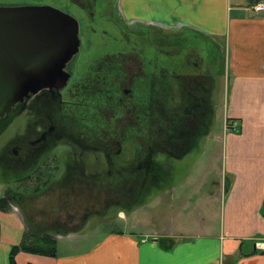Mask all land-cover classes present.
<instances>
[{
    "label": "crops",
    "instance_id": "0c3cea01",
    "mask_svg": "<svg viewBox=\"0 0 264 264\" xmlns=\"http://www.w3.org/2000/svg\"><path fill=\"white\" fill-rule=\"evenodd\" d=\"M257 1L114 0L120 24L147 48L182 64L180 70H158L164 111H196V138L175 146L176 159L155 153L159 162L183 160L208 140L222 141L223 171L213 182L218 191L213 196L222 201L220 228L214 230L200 214L199 223L177 236L167 223L138 235L133 228L109 231L91 248L80 249L90 217L80 224L62 220L54 213L63 209L52 200L35 201L22 212L6 201L8 209L0 210V264H10L12 248L25 238L41 235L55 240V256L20 251L15 264H264V13L250 10ZM219 118L217 136L211 130ZM161 163L163 188L168 175ZM170 191L151 189L147 196L154 192L167 204ZM69 247L73 251H65Z\"/></svg>",
    "mask_w": 264,
    "mask_h": 264
},
{
    "label": "rangeland",
    "instance_id": "374dc122",
    "mask_svg": "<svg viewBox=\"0 0 264 264\" xmlns=\"http://www.w3.org/2000/svg\"><path fill=\"white\" fill-rule=\"evenodd\" d=\"M18 1L21 3L32 2L30 0ZM9 4L10 2L7 0H0L1 6ZM115 11L117 12L116 8ZM115 11L113 10V16L115 15ZM115 18H109V20H111L110 22L108 21V23L111 27L98 28L96 31L97 33L93 31L86 33L84 29L81 30L80 36L84 46L81 45V51L72 59L75 68L74 70H70L72 76L65 91L55 93L47 88L42 89L39 93L29 96V99L23 105L16 106L12 114L0 121V199L8 201L9 204L13 206V210L20 209L21 211L27 208L31 203L24 201L23 207L18 206L16 203L12 202V194H21L26 198H30L34 194L41 193L48 188V192H54L56 195H54L55 198L50 199L52 200L50 202L56 203L54 206L58 207V209H61L60 206L66 207L62 211L60 210L61 212L59 210V212H55V216H58L62 220H65V217L69 216L71 222H75L76 224H80L81 217H85V208H88L90 210H88L90 219L83 230L82 238L84 240L82 239L83 242H81L82 245L80 249L91 248L104 237V233L109 231H130V229L133 228V233L138 235L139 232H142L141 230L149 232L152 228H157L167 223L168 224L165 226H167L168 230H170L173 235L177 236L183 228L192 227L195 221L196 224L199 223L201 220L200 214L206 216L211 222L214 230L217 231L220 228L222 219V201L219 196H216V198L213 196L215 192H218L213 182L221 177L223 171L222 141L215 142L213 140H208L205 147L201 145V149L199 147L196 148V152L194 153L192 151L190 155L186 156V159L173 160V157L166 162H160L163 166L165 165L163 170H166L165 173L168 175V178L164 179L163 188H160L159 184L156 189L158 191L165 188L171 190V194L169 195L171 200L167 203L168 206L165 202H161L157 199L158 197L155 198L153 196L154 192H152L149 196L145 194V198H136L135 202L132 204H128L127 202V207L115 206V208L112 202H114L116 194L113 195L114 191L110 190V188H113V183L107 184L103 188L96 187V182L98 181L99 183L100 181L97 174H106L108 169V164L103 159L102 153L96 149L81 151L83 154L81 166H83L85 176L81 174L77 176L73 172L71 173L65 169L67 164L66 160H70L71 152H69L68 142L63 138L61 140H54L57 147L55 152H53L57 160V171H52L51 175L38 174L35 172L41 164L34 161L35 157L32 154L34 151L30 149V147L26 155V158L30 157L31 159L29 160L30 164L24 168L20 166L21 164L16 158V154H13L16 153L22 141L28 143L35 138V134L41 131L40 125L42 122L48 119L47 115L51 117L53 123H58L57 130L65 131V128L59 126L61 125L59 122L76 120L77 118L73 116L78 113L75 111L80 110L82 105H87V109L82 110L88 113L89 119L92 117L95 123L99 122V125L104 126L98 140L96 139L89 143H93V148L101 147L104 143V147L110 149L112 152L119 148L122 152V158L118 159H120L121 162H130V157L124 156L127 150L125 148L127 142L124 140V137L128 136V131H126L128 125L126 123L130 120L132 121L133 117H129L131 109L129 110L128 104L131 101H129V98L123 91L125 89H131L130 78L134 77L139 68V63H137L136 60V58L138 59V55L135 59L127 58L126 60H119V62L122 63L119 68L115 65H108L107 69L101 71V76L99 75L101 67L99 61L101 58L108 56L110 59H113L115 55L118 56V52L128 54L130 50H132L131 47L130 50L125 47L111 48V42H107L115 38V36H118L116 32L118 31V26L114 20ZM82 20L84 23H89V21L97 23L98 19H88L83 16ZM86 24L87 23H85V25ZM103 33H105L104 36ZM122 36L126 39L128 38L127 34H122ZM91 40L93 43L105 42L104 45H106V47H101V44L99 46L93 44L91 48H89V46L87 48L86 44ZM141 42L145 44L144 40ZM130 45L134 47L133 43ZM136 50L139 51L138 48H136ZM144 52L143 49L142 53L139 55L142 56ZM114 61L118 62V58ZM162 64L163 66L164 64L167 67L169 66L166 62H162ZM117 70L120 71L118 72ZM100 79L101 81L103 80L105 89H115L118 91V96L124 98L123 102L124 104L126 103V105L120 108L121 116L118 119L116 118V112L113 106L109 104V102H106V100L94 101L93 104L91 101L86 102L83 100V96L87 95L86 92L94 90L90 85ZM83 84L84 86H82ZM79 85L82 86V88L77 90V88H80ZM134 94L136 102L139 104L142 103V101L146 103L149 95L146 93V86L143 82L141 85L138 84L134 87ZM170 96L177 97L176 94ZM161 97L158 96V103L165 104V100H162ZM171 102L172 100L169 97L168 104H171ZM160 109L161 107H159V111H162ZM131 111V113H133V110ZM154 114L156 115L157 112H154ZM180 114L181 113H174L173 116L178 117ZM78 116L80 115L78 114ZM156 121L157 120L154 118V122ZM78 125L79 124H77L76 127ZM155 125L156 123H154V127H156ZM220 127L221 118L213 124L211 130L213 134L219 136L221 131ZM78 130H81L80 125L78 126ZM124 131L126 134L123 133ZM153 131H155V128H153ZM94 136L97 135L95 134ZM101 138H103V140H101ZM153 140L155 141L156 138ZM130 147H128V149ZM138 148V153L132 154V156L135 155L134 158L131 159L134 167L142 162L140 159L144 157L143 155L145 154V147L138 146ZM135 152H137V150ZM155 153L158 154L159 151H155ZM127 155L129 156V154ZM157 157L158 156L155 154L152 156L154 161L157 159L159 162L158 159L160 158ZM161 157L165 156L163 155ZM136 158L138 161H136ZM78 179L81 181L84 180L85 182H77ZM106 180H108V177H105L104 181ZM138 180L141 181L142 179L138 178ZM123 184L125 185L124 188L128 185L126 183ZM140 184L139 182L137 183V185ZM141 185L144 186V183ZM56 189H59L61 193H56ZM72 190L75 192H71ZM66 192L68 193L64 194ZM210 195H212L211 198ZM48 198L50 197L45 199ZM105 198L106 206L103 211L101 208L102 205L100 204H102ZM148 198L150 199L148 200ZM96 202H98L99 205H96ZM97 210H99V212H97ZM25 213L27 215V211H25ZM46 213L49 212L46 211ZM99 213L100 215H98ZM26 218L28 220L30 219L28 216H26ZM70 218L67 219L69 220ZM40 230L41 232L46 231L43 229ZM73 249L74 248L69 247L66 248L65 251H73Z\"/></svg>",
    "mask_w": 264,
    "mask_h": 264
},
{
    "label": "flooded vegetation",
    "instance_id": "af4514ba",
    "mask_svg": "<svg viewBox=\"0 0 264 264\" xmlns=\"http://www.w3.org/2000/svg\"><path fill=\"white\" fill-rule=\"evenodd\" d=\"M10 2L9 5H4L0 7H6V8H14V7H42L47 6L54 9H57L65 14L70 15L73 17L77 23H78V38H79V50L78 53L75 55L77 56L79 52L81 51V45L82 44V38L80 36V32L82 29L86 31V33L94 32L97 33V29L101 27H107L111 25L108 23L110 22L109 18H115L116 14L113 16L114 13L113 10H115L114 0H30L32 2L27 3H21L18 0H7ZM23 1V0H22ZM12 2V3H11ZM113 3V4H112ZM113 9V10H112ZM107 13V14H106ZM83 16L89 18H96V22H85L87 23L85 25L84 21L82 20ZM107 17V18H106ZM118 26L117 34L118 36H115V38H112L108 40L107 42H111V48L116 47H125L130 50V47L132 50L128 54L118 52V56H114L113 59L118 58V62L114 61L112 58L110 59L108 56L103 57L100 59L99 63L101 64L99 75L101 71H104L107 69L108 65H115L119 68V66L122 64L119 62V60L123 59L126 60L127 58H136L138 57L137 63H139V68L137 73H135L134 77L130 78V84L131 89H125L123 92L124 94L129 98V104L128 108L130 110V116L133 117L132 121L130 120L126 124L128 131V136L124 137V140H126V152L124 156L130 157L129 161H120L118 158H122V152L118 148L114 150L113 152L104 147H96L93 148V143H89L90 141L98 140L99 135L103 131L104 126L99 125V122H94L93 118L89 119L88 113H85V110L87 109V105H82L80 107V110L75 111L78 114H75L77 119L76 120H66L65 122H59V125L61 128H65V131H59L57 130L58 123L52 121L51 117H48L47 120L42 122L41 131L39 133L35 134V138L32 141H29L28 143L21 142L18 150L16 151V158L20 162V166L23 168L28 166L30 164V157L26 158V155L28 153V149H32L34 152L32 153L35 157V162L37 161L40 165L36 169V173L38 174H49L51 175L52 171H57V160L56 156L53 152L56 150V144L54 143V140H61L62 138L68 142L67 145H69V149L71 152L70 160H66L67 164L65 169L69 172H73L77 176L79 174L85 176L83 172V166H81V162L83 160V154L81 151L84 150H91L96 149L99 152L102 153L103 159L108 164V169L106 174H97L98 179L100 180L96 182V187H105L107 184L113 183V188L110 190H113V195L116 194L114 198V202H112V205L114 207L124 206L127 207L126 203L132 204L135 202L136 198H143L145 194H149L151 192V189H156V187L159 186L161 183L160 180V170H159V163L157 160L154 161L152 156L155 154V151H159L161 154H169L170 156H173L176 158L177 154L175 149V146L181 145L183 141H189V139H192L196 136V111L193 108H187L186 110H182V112H174V113H181L178 117L173 116L174 113L167 114L162 105L158 103V96H162L161 99L165 100L166 97L165 92H163V82L160 79L161 74L158 73L161 71L160 68L166 67V68H172L174 70H180L182 64L180 65L179 62H172V60H166L161 54V50L156 49H149L147 48L146 44H142L141 40L136 39L135 35L129 32L128 27L120 24L117 18L114 19ZM118 21V22H117ZM97 25V26H96ZM92 29V30H91ZM116 30V29H115ZM99 33V32H98ZM128 35V38L122 36ZM105 33H103V36ZM105 42L102 43H93L92 40L87 42L86 47L91 48L93 44L100 45L101 47H106L104 45ZM133 43L134 47L130 44ZM130 45V46H129ZM138 48L139 51L136 50ZM144 49L143 55H139L142 53V50ZM90 50V49H89ZM136 53V54H135ZM126 55V56H124ZM74 56V57H75ZM72 57V59L74 58ZM72 59L66 64L64 71L68 73L69 78L66 83V86L61 90L56 89H50V91L55 93H61L66 90L68 83L71 79V73L70 70H74L75 64L72 62ZM176 60V59H175ZM162 62H166L168 67ZM159 70V71H158ZM118 72L120 70H117ZM101 76V75H100ZM142 82L146 86V93L149 94L147 97L146 103L142 101V103L136 102V97L134 94V87L136 85H141ZM84 86V84L82 85ZM82 86L79 85L81 89ZM104 82L101 79L94 84H91L90 87L94 90L91 92H86V96H83V100L88 102L91 101H99V100H106V102H109L114 108V111L116 112V118H120L121 116V110L120 108L124 104L121 96H118V91L115 89H105ZM41 91V90H40ZM39 91V92H40ZM38 92V93H39ZM37 94V93H36ZM34 95V94H32ZM31 96V95H29ZM24 98L22 102L17 103L14 107H12L11 111L4 115L3 117H0V121L12 114L16 106L23 105L28 99ZM117 96V97H116ZM133 96V98H132ZM159 107H161L159 111ZM154 112H157L155 115ZM119 113V115H118ZM77 115V116H76ZM118 115V117H117ZM46 117V118H47ZM72 117V116H71ZM114 118V119H116ZM154 118L157 120L154 122ZM62 120V119H61ZM76 121V124H75ZM115 121V120H114ZM44 123V124H43ZM57 123V125H56ZM154 123H156V127H154ZM79 124L81 126V130H78ZM132 125V126H131ZM153 128H155V131H153ZM78 130V131H77ZM132 130V131H131ZM126 134V132H123ZM97 136H94V135ZM90 136V137H89ZM156 138L154 141L153 139ZM118 139V138H117ZM114 139V140H117ZM103 140V138H101ZM125 143V142H124ZM92 144V145H91ZM53 146V147H52ZM131 146V147H130ZM139 147H145V154L144 157H141V163L133 165V161H131L134 156L132 154L138 153ZM171 146V147H170ZM128 147H130L128 149ZM169 148H172L169 149ZM137 150V152H135ZM80 151V152H78ZM47 152V153H46ZM47 155H46V154ZM44 154V156H43ZM129 154V156L127 155ZM43 156V158H42ZM166 156V155H165ZM117 157V158H116ZM137 157V156H136ZM115 158V159H113ZM48 159V160H47ZM40 161V162H39ZM136 161L137 158H136ZM127 162V163H124ZM157 162V163H156ZM137 163V162H136ZM123 164V165H122ZM71 170V171H70ZM75 175V176H76ZM105 177H108V180L104 181ZM102 178V179H101ZM138 178L142 179L141 181L138 180ZM77 182H85L84 180L81 181L78 179ZM144 183V186L137 185V183ZM128 184L124 188V184ZM133 184V185H132ZM130 185V186H129ZM139 186V188H138ZM143 188V189H142ZM48 188L44 190L41 193L34 194L30 198H26L25 196H22L21 194H12V202L16 203L18 206L23 207L24 201L34 203L35 201H41V200H50L51 198H55V193L48 192ZM56 193H61L59 189H56ZM75 192V191H71ZM36 193V192H35ZM68 192L64 193L67 194ZM55 195V196H54ZM102 195V194H101ZM104 195V194H103ZM47 197H50L48 199H45ZM145 198V197H144ZM105 199H103L102 209L105 210ZM110 201V200H109ZM109 203V202H108ZM53 204H56L53 202ZM96 205H99L98 202H96ZM108 206V204H107ZM62 209H65V206H60ZM115 207V208H116ZM100 208V209H101ZM89 209L85 208L84 216H82L81 220H86L89 216ZM99 212V210H97ZM96 212V213H97ZM102 213V212H101ZM100 215V213L98 214ZM67 218H70L69 216ZM71 219V218H70ZM69 219V220H70Z\"/></svg>",
    "mask_w": 264,
    "mask_h": 264
},
{
    "label": "water",
    "instance_id": "95a60500",
    "mask_svg": "<svg viewBox=\"0 0 264 264\" xmlns=\"http://www.w3.org/2000/svg\"><path fill=\"white\" fill-rule=\"evenodd\" d=\"M78 23L57 9L0 7V117L42 89L61 90L79 50Z\"/></svg>",
    "mask_w": 264,
    "mask_h": 264
},
{
    "label": "trees",
    "instance_id": "16d2710c",
    "mask_svg": "<svg viewBox=\"0 0 264 264\" xmlns=\"http://www.w3.org/2000/svg\"><path fill=\"white\" fill-rule=\"evenodd\" d=\"M8 203L5 199H0V210L8 209ZM56 242L49 235H41L38 237L28 236L18 246L12 248L10 253V264L14 263V257L18 252L33 253L39 255L55 256Z\"/></svg>",
    "mask_w": 264,
    "mask_h": 264
},
{
    "label": "built area",
    "instance_id": "2783aa9c",
    "mask_svg": "<svg viewBox=\"0 0 264 264\" xmlns=\"http://www.w3.org/2000/svg\"><path fill=\"white\" fill-rule=\"evenodd\" d=\"M250 10L254 14H263L264 13V0H259L256 3H254L251 7ZM257 247L262 249L263 245L262 244H257Z\"/></svg>",
    "mask_w": 264,
    "mask_h": 264
}]
</instances>
